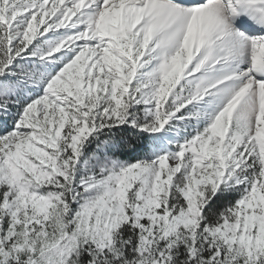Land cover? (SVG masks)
Masks as SVG:
<instances>
[{
  "label": "snow or ice",
  "instance_id": "6c2138e0",
  "mask_svg": "<svg viewBox=\"0 0 264 264\" xmlns=\"http://www.w3.org/2000/svg\"><path fill=\"white\" fill-rule=\"evenodd\" d=\"M0 264H264V0H0Z\"/></svg>",
  "mask_w": 264,
  "mask_h": 264
}]
</instances>
